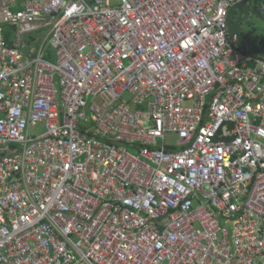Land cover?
Here are the masks:
<instances>
[{
	"label": "built area",
	"instance_id": "2783aa9c",
	"mask_svg": "<svg viewBox=\"0 0 264 264\" xmlns=\"http://www.w3.org/2000/svg\"><path fill=\"white\" fill-rule=\"evenodd\" d=\"M240 1L0 0V264H264Z\"/></svg>",
	"mask_w": 264,
	"mask_h": 264
},
{
	"label": "flooded vegetation",
	"instance_id": "af4514ba",
	"mask_svg": "<svg viewBox=\"0 0 264 264\" xmlns=\"http://www.w3.org/2000/svg\"><path fill=\"white\" fill-rule=\"evenodd\" d=\"M255 8H259L260 11L264 9L262 3L259 1L256 3L252 2L250 4L251 14H256ZM229 11L230 16L229 18L226 17V28L228 33H232L233 40L239 39L242 42H251L257 46H264V37L260 34H254L252 32L254 30L253 24L250 23L247 18H244L243 15L240 16L238 10L235 8L232 9V7H230L228 9V12ZM237 19L239 20L237 21Z\"/></svg>",
	"mask_w": 264,
	"mask_h": 264
},
{
	"label": "water",
	"instance_id": "95a60500",
	"mask_svg": "<svg viewBox=\"0 0 264 264\" xmlns=\"http://www.w3.org/2000/svg\"><path fill=\"white\" fill-rule=\"evenodd\" d=\"M232 9L238 10V13L240 16L243 15L244 18H247L250 23L253 24L254 30L252 31L254 34H260L264 37V18L260 15L251 14L250 13V4L249 0H241L238 3H235L231 6ZM230 16V11L228 12L227 18ZM239 19H237L238 21ZM236 21V22H237ZM229 39L233 40L232 33H228ZM234 44L236 47H238L242 51H246L247 53H250L252 55L261 57L264 59V46H257L252 44L251 42H242L239 39L234 40Z\"/></svg>",
	"mask_w": 264,
	"mask_h": 264
},
{
	"label": "rangeland",
	"instance_id": "374dc122",
	"mask_svg": "<svg viewBox=\"0 0 264 264\" xmlns=\"http://www.w3.org/2000/svg\"><path fill=\"white\" fill-rule=\"evenodd\" d=\"M252 3V0L249 1V4ZM58 91H59V86H58ZM190 102H186V104H189ZM141 109H143V111H145L144 106L140 107ZM44 131V126L42 124H37L35 127L31 128L30 133L33 135H39ZM166 142L168 143H175L176 142V138L172 135L169 134L166 138Z\"/></svg>",
	"mask_w": 264,
	"mask_h": 264
},
{
	"label": "trees",
	"instance_id": "16d2710c",
	"mask_svg": "<svg viewBox=\"0 0 264 264\" xmlns=\"http://www.w3.org/2000/svg\"><path fill=\"white\" fill-rule=\"evenodd\" d=\"M250 1V0H249ZM261 2L263 3V0H252V2L256 3V2ZM255 12L260 15L261 17L264 18V9L262 11L259 10V8H255Z\"/></svg>",
	"mask_w": 264,
	"mask_h": 264
}]
</instances>
